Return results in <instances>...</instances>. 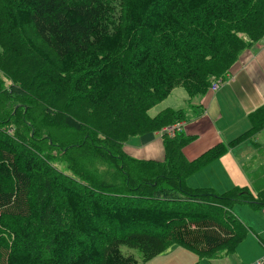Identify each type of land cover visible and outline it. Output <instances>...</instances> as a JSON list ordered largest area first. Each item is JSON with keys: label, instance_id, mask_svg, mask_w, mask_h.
<instances>
[{"label": "trees", "instance_id": "1", "mask_svg": "<svg viewBox=\"0 0 264 264\" xmlns=\"http://www.w3.org/2000/svg\"><path fill=\"white\" fill-rule=\"evenodd\" d=\"M243 35L251 42L264 37V0H0V92L25 70L27 50L48 98L68 97L123 121L119 138L106 143H118L111 151L126 183L123 199L110 190L106 199L92 191L86 196L0 121V264H146L172 246L199 258L234 254L248 228L232 209L264 210V188L256 197L237 187L218 194L184 181L264 132V105L248 116V131L194 161L182 155L193 137L181 130L162 134V162L136 160L123 145L129 136L186 120L181 110L148 112L174 89L205 95L211 79L223 78L235 63ZM181 195L208 198V205L174 207L170 202Z\"/></svg>", "mask_w": 264, "mask_h": 264}, {"label": "rangeland", "instance_id": "2", "mask_svg": "<svg viewBox=\"0 0 264 264\" xmlns=\"http://www.w3.org/2000/svg\"><path fill=\"white\" fill-rule=\"evenodd\" d=\"M114 1L118 3V1L123 0ZM25 33L28 37H31L35 44L40 46L41 43L30 29H25ZM243 39L246 43L237 47L235 63L232 64L228 73L223 78H212L211 81L215 79L220 81L221 84L226 82L231 77V73L236 67L240 56L259 42V40L251 42L247 36ZM23 53L22 63L27 62L25 70L21 71V76L16 80L3 82L4 85L12 86L11 89L8 88L7 92H0V121L4 122L5 125L8 124L6 128L7 134L13 140H22L23 143L46 161L48 167H51L54 173L59 175L66 183L86 194V196L92 191L93 194L106 199V197H109L106 190H110L112 191L110 195L114 193V198L123 199L121 195L124 194L122 190L125 188L126 183L124 177L122 180L118 173L119 165L115 160L116 153L112 154L111 151L113 142L109 141L111 145L106 143V139L108 142L110 136L119 138V129L120 126L123 128V121L109 117L104 109L91 108L79 102L72 103V101L68 100V97L56 98L51 96L48 98L46 96L47 90L41 86L38 78L33 77L34 69L38 68V72L40 71L39 66L35 67L36 59L27 50ZM48 54L51 58L53 57L49 52ZM198 101L199 98L197 96L189 97L184 89L178 88L174 89L165 100L153 106L148 112L150 117L167 107L183 112L186 120L183 122L179 121V123L170 127L175 128V133L179 131L180 125L184 123L182 126L183 133L193 136V139L184 146L188 160L195 159L197 154L209 148L210 144L207 145V140L210 137H216L219 142L225 144L233 138L235 133L244 130L241 128L245 126V121L239 117H234L233 112L229 109L224 112V115L228 117L225 122L206 119L204 115H199V113L195 116ZM68 107L69 109L67 110L66 108ZM49 112L51 115L44 117ZM187 116H189L188 119ZM22 118L25 120L24 124L20 122ZM61 119L62 121L60 122ZM66 119L74 123L75 126H70ZM167 128L157 133H161V135L163 133L167 134ZM139 137V135L129 136L125 144H130ZM253 143L254 146L246 142L233 151L228 150L223 157L221 156L222 158L208 165L203 170L196 172L193 176L188 177L184 181L185 185L186 181H191L192 188L207 186L211 189L204 188V190H212L216 191V193L222 192L221 194L225 193L223 191L232 188L231 186H235L247 189L253 197H256L258 189L264 188L263 163H261L256 173L251 176L253 183L255 182L254 189L249 184L244 186L235 184L244 179L240 167L241 163L244 162L245 164L246 160L249 159L245 156L251 157L254 155V158L260 156V159H264V132L257 134L253 139ZM113 145L118 146V143ZM227 158L232 160L237 158L238 162H240L239 167H228L227 164L228 162L230 163V159ZM257 160L258 158L254 161ZM254 161L250 159L248 162L254 163ZM243 168L244 170L246 169V167ZM247 171L251 172L252 167H249ZM207 199L202 197L191 199L181 195L170 203L177 208L197 209L201 208V206L206 207L208 205ZM153 200H156V197ZM231 213L243 227L250 229L247 230L244 240L237 247L235 253L232 254V257L235 259L236 264H255L264 256V249L256 237L258 236L264 241V215L262 212L255 211L247 205H235ZM46 249L47 247L44 248L45 251L43 250L45 254L48 253ZM120 250L123 254H132L137 259L140 258L136 250L123 246L120 247ZM219 255L227 256L228 254L222 250ZM182 257L185 258V264H196V260L198 262L204 260L186 249Z\"/></svg>", "mask_w": 264, "mask_h": 264}, {"label": "crops", "instance_id": "3", "mask_svg": "<svg viewBox=\"0 0 264 264\" xmlns=\"http://www.w3.org/2000/svg\"><path fill=\"white\" fill-rule=\"evenodd\" d=\"M236 64H237L236 67L231 73V77L226 82H223L222 87H220L219 90L212 93L206 92V94L203 96H197L199 98V101L197 104L198 105L197 113L195 112V116H197L199 113V115L202 116L204 115V118L206 119H212L213 121L220 120L225 122L226 120H228V117L224 115V112L226 109H229L233 112L234 117H239L243 119L245 121V126H243V128L241 129L244 130L235 133L233 138H231L228 142L232 141L233 139H236L237 136L248 131L250 127L248 116L253 111L257 110L258 108L264 105V37L261 40H259L258 44L251 47L250 50L243 53ZM165 109H171V108L167 107L162 109L161 111ZM194 111H196V109H194ZM158 113H156L155 115H157ZM188 117L189 116H187V119ZM183 125L184 123L180 125L179 132L180 130L182 131ZM199 133L201 132L199 131ZM186 136L193 137L190 135H186ZM246 142L249 141H245L242 143H246ZM208 144L210 145L207 150L211 149L215 145L224 144V143L219 142L216 137H210L207 140V145ZM241 144H238V146L231 148L229 151L235 150L236 148L241 146ZM249 144H252V146H254L253 140H251ZM123 149L128 156L140 161L162 162L164 158L161 133L146 134L140 136L136 141L131 142L130 144H124ZM207 150H205L204 152H206ZM204 152H200L199 154H197L195 159ZM182 155L184 159H186V161L195 160L194 158L192 160H188L186 158V152L184 148L182 149ZM245 157H248L249 159L246 160L245 164L244 162L241 163V167H240L241 173L243 174L245 180L243 179L241 182H236L235 184L239 186H244L249 184L252 186V189H254L255 182L253 183L251 176H253L256 173V171L260 168L259 166L261 165V163H263L262 166L264 165V159H260L259 158L260 156L259 157L256 156L255 158L256 159L258 158V160L254 161L256 160L254 158V155H252L251 157L250 156H245ZM227 159H230V163L228 162L227 164L228 167H239L240 162H238L237 158H235V160H232L231 158H227ZM250 159L251 161H254V163L248 162L250 161ZM217 160L213 161L208 165L213 164ZM208 165H206L204 168L208 167ZM243 167H246V169L244 170ZM249 167L250 168L252 167L251 172L247 171ZM204 168H202L201 170H203ZM190 182L191 181H186L187 188L211 189L210 187L207 186L192 188ZM231 187L234 188L235 186L234 187L231 186ZM232 188L225 190L223 192H227ZM254 210L260 211L264 215V210H260V209H254ZM248 230L250 229L248 228ZM256 237L260 245L264 249V241L261 240L258 236ZM184 250H185L184 248L172 246L169 249H167L164 253L153 258L151 261H149L146 264H185V258L182 257L184 254ZM201 259L204 260L199 262L196 260L197 262L196 264H236V261L232 257V254L227 256L226 255L221 256L217 254L216 256H213V258H201Z\"/></svg>", "mask_w": 264, "mask_h": 264}, {"label": "built area", "instance_id": "4", "mask_svg": "<svg viewBox=\"0 0 264 264\" xmlns=\"http://www.w3.org/2000/svg\"><path fill=\"white\" fill-rule=\"evenodd\" d=\"M221 85L222 84H221L220 81H217V80L213 79L211 81V83H210V87L208 88V91L211 92V93L212 92H215V91H217L220 88ZM174 131H175V128L174 127L173 128L172 127H169V128L166 129V133L168 135H170V136L173 135ZM255 264H264V256L261 259H259L258 262H255Z\"/></svg>", "mask_w": 264, "mask_h": 264}]
</instances>
